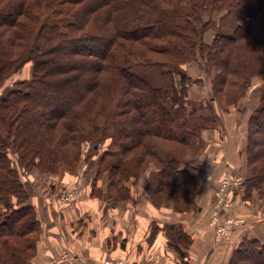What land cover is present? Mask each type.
<instances>
[{"label": "trees", "instance_id": "obj_1", "mask_svg": "<svg viewBox=\"0 0 264 264\" xmlns=\"http://www.w3.org/2000/svg\"><path fill=\"white\" fill-rule=\"evenodd\" d=\"M28 62L30 76L6 87ZM197 62L212 74L206 104L190 96L201 80L185 66ZM140 65L157 70L136 73ZM263 73L264 0H0V264H30L37 251L42 226L23 180L35 169L77 172L85 159L96 179L106 175L110 204L150 170L155 205L196 210L202 131L219 123L214 103L238 105ZM258 91L246 197L264 188V85ZM164 230L184 257L191 236L177 224ZM229 264H264V238H244Z\"/></svg>", "mask_w": 264, "mask_h": 264}, {"label": "crops", "instance_id": "obj_2", "mask_svg": "<svg viewBox=\"0 0 264 264\" xmlns=\"http://www.w3.org/2000/svg\"><path fill=\"white\" fill-rule=\"evenodd\" d=\"M201 69L196 68L198 73ZM188 73L193 79H201L197 73L196 76ZM211 79L210 74L206 81L203 79L191 86L193 103L206 104L211 97ZM197 84H205L206 90H201ZM263 85L264 78L257 76L247 97L228 110L214 103L219 123L202 131L203 165L197 173L196 210L176 211L169 203L155 205L146 191L144 176L128 181L129 198L115 204L107 203L102 196L106 191V175L96 179V172L92 170L86 174L80 170L83 189L75 203L58 207L56 194L51 193L54 186L69 179L75 181L76 175L62 177L36 169L26 173L23 177L25 188L42 226L37 251L30 264H51L52 260H63L67 252L72 259L64 264H108V261L118 264H229L235 248L244 238L263 239L264 188L246 197L243 186L244 180L251 175L245 151L248 120L258 103V89ZM202 113L207 114V109ZM225 176L236 180L230 189L233 204L214 221L213 206ZM228 219L239 222L218 236V227ZM165 224L181 225L191 236L184 257L168 246Z\"/></svg>", "mask_w": 264, "mask_h": 264}, {"label": "rangeland", "instance_id": "obj_3", "mask_svg": "<svg viewBox=\"0 0 264 264\" xmlns=\"http://www.w3.org/2000/svg\"><path fill=\"white\" fill-rule=\"evenodd\" d=\"M212 34H213V31H209V32H207L206 33V36H205V39H206V41H210L211 40V37H212ZM140 66H144V65H140ZM140 66H137L136 67V73H143V74H145L146 73V71L147 72H151L150 74H152L153 73V71H156L157 69L155 68V67H152V68H145V66L142 68V67H140ZM198 66L200 67V68H202L201 69V72L200 73H198L199 71L198 70H196V68H198ZM185 67H188V71H190V72H193V74H194V76H196L197 74V76L198 77H201V81L204 79L205 81L209 78V75H208V73H207V71L206 70H204L205 69V67H204V65L201 63V62H197V64H192V65H186ZM197 73V74H196ZM206 73V74H205ZM30 74H31V63L30 62H28V63H26L24 66H23V68L20 70V71H18L17 73H15L12 77H10L8 80H7V82L5 83L7 86L6 87H8V86H12V82L16 79V80H18V79H23V78H28L29 76H30ZM203 75H204V78H203ZM211 76H212V74H211ZM258 76H260V77H262V78H264L263 76H264V73L263 74H260V75H258ZM259 78V77H258ZM158 79L157 78H153V80H151V82L152 83H156V81H157ZM255 80V79H254ZM196 83H200V82H196ZM4 84V85H5ZM203 84V83H202ZM197 85H199L200 87L199 88H201V90H206V88H205V84L204 85H201V84H197ZM1 92H2V90L0 89V94H1ZM248 92H249V90H248ZM248 92L246 93V95H244V97L243 98H246L247 97V95H248ZM253 92H255V91H253ZM237 106V105H236ZM233 107H235V106H233ZM106 122V120L105 119H101V123H105ZM109 131H110V133H112L113 132V129H112V126H111V124L109 123ZM112 142V139H111V137H108V138H106L105 139V142H100L99 143V150H98V152L93 156V158L92 159H94L96 156H98L101 152H102V149H105L106 148V146H108L110 143ZM89 148H90V144L89 143H86L85 144V146H84V148H83V152H84V154H86V153H88V150H89ZM86 157V156H85ZM82 158H84V156L82 157ZM89 160V159H88ZM151 168H154V166H151ZM80 170H82L81 172H85V174H86V172L87 171H90V170H92V172L94 171H96V169H95V166H89V163H88V161H86L85 159H83L82 161H81V165H80V168L78 169V171L77 172H70V171H68V170H64V171H61L60 173H57L58 175H62V177H64V175H66V174H70V175H76V180L75 181H73L72 179H69V180H65L66 181V183H63L62 185H59V186H54L55 188L52 190V192L51 193H55L56 194V200H55V202H56V204H57V206L58 207H63V206H72L74 203H75V201L77 200V197L79 196V194L81 193V190L83 189V184H81L82 183V179H81V176H80ZM150 172V170L149 171H147V173H145L143 176L145 177V179L144 180H146V183L148 184V182H149V176H148V173ZM84 174V175H85ZM72 175V176H73ZM83 175V176H84ZM143 176H142V178H143ZM141 178V177H140ZM140 178H138V179H140ZM61 179V178H60ZM223 179V178H222ZM62 180V179H61ZM233 181H235L236 182V180H234V179H232ZM71 181H73V182H71ZM222 181V180H221ZM234 182V183H235ZM234 183H232V185L234 184ZM221 184V183H220ZM74 186H76L77 187V190H78V193H77V195H76V197L74 198V199H72V202L70 203V204H66V205H59L58 204V197L59 196H61V194H62V192L64 191V190H66V189H69V188H72V187H74ZM230 189H231V186H230V188H229V193H230ZM231 196V195H230ZM232 197V196H231ZM232 200H233V198H232ZM106 201V200H105ZM107 202V201H106ZM108 203V202H107ZM231 207V206H230ZM230 207H228V208H230ZM227 208V209H228ZM226 209H224L223 211H225ZM222 211V212H223ZM221 212V213H222ZM221 215V214H220ZM219 219V218H218ZM217 219V220H218ZM229 220V219H228ZM218 236H220V235H218ZM69 253V252H68ZM72 259V256L70 255V257H69V260H71Z\"/></svg>", "mask_w": 264, "mask_h": 264}, {"label": "built area", "instance_id": "obj_4", "mask_svg": "<svg viewBox=\"0 0 264 264\" xmlns=\"http://www.w3.org/2000/svg\"><path fill=\"white\" fill-rule=\"evenodd\" d=\"M221 184L219 187V190L217 192V198L213 206V220H217L220 216L221 212L224 209H227L228 207L232 206L233 200L229 193V188L234 183L230 177L225 176L223 179H221ZM78 193L77 187L74 186L72 188L66 189L62 192L61 196L58 197V204L59 205H66L70 204L72 202V199L76 197ZM238 219H229L226 220L223 224H221L217 229V235L224 234L228 229L229 226L238 223ZM69 253H65L63 256V260H52L51 264H64L66 260H69ZM108 264H118L115 261H108Z\"/></svg>", "mask_w": 264, "mask_h": 264}]
</instances>
